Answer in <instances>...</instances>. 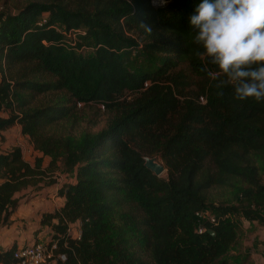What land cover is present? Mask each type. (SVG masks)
I'll list each match as a JSON object with an SVG mask.
<instances>
[{
  "label": "trees",
  "instance_id": "trees-1",
  "mask_svg": "<svg viewBox=\"0 0 264 264\" xmlns=\"http://www.w3.org/2000/svg\"><path fill=\"white\" fill-rule=\"evenodd\" d=\"M199 2L28 0L0 11V131L19 125L41 154L30 164L19 146L0 152V226L14 192L73 175L57 191L63 205L40 220L65 256L53 264H229L239 215L264 225V101L235 100L208 75L225 78L197 55L189 17ZM136 48L145 59L134 66ZM180 63L204 79L196 99L179 96L188 85ZM91 104L109 112L103 128L93 131L94 112L91 128L49 130ZM154 154L163 176L143 165ZM212 186H233L238 201L206 202ZM204 208L219 219L197 233L194 213ZM74 221L78 238L66 233ZM13 248L0 251L1 264L13 262Z\"/></svg>",
  "mask_w": 264,
  "mask_h": 264
},
{
  "label": "clouds",
  "instance_id": "clouds-1",
  "mask_svg": "<svg viewBox=\"0 0 264 264\" xmlns=\"http://www.w3.org/2000/svg\"><path fill=\"white\" fill-rule=\"evenodd\" d=\"M189 24L203 49L197 55L225 77L208 72L216 87L230 85L238 101H264V0H200Z\"/></svg>",
  "mask_w": 264,
  "mask_h": 264
},
{
  "label": "crops",
  "instance_id": "crops-1",
  "mask_svg": "<svg viewBox=\"0 0 264 264\" xmlns=\"http://www.w3.org/2000/svg\"><path fill=\"white\" fill-rule=\"evenodd\" d=\"M18 133L19 125L14 124ZM7 128V129H9ZM0 131V137L7 130ZM21 134V133H20ZM21 136H25L22 135ZM6 141L5 136L0 140V145ZM2 147L0 146V149ZM29 149L32 157L41 156L40 152L34 150L31 143ZM7 151V150H6ZM4 152V151H0ZM28 163L30 160L26 159ZM48 157H42V167L47 164ZM31 164V163H30ZM57 172H54V175ZM73 180V175L71 177ZM1 182V179H0ZM72 182V181H70ZM62 184L38 183L36 187L27 186L13 194L16 199V206L9 215V223L0 226V251L10 247H19L33 240L47 242L52 235L50 226L47 223L41 224L43 214L51 213L59 209L64 203V196L57 193ZM51 223H56V219H51ZM72 237L76 236L79 222L69 223ZM248 228V229H247ZM236 232L234 245L226 253L225 258L229 264H264V227L259 226L256 221H245L239 225Z\"/></svg>",
  "mask_w": 264,
  "mask_h": 264
},
{
  "label": "rangeland",
  "instance_id": "rangeland-1",
  "mask_svg": "<svg viewBox=\"0 0 264 264\" xmlns=\"http://www.w3.org/2000/svg\"><path fill=\"white\" fill-rule=\"evenodd\" d=\"M26 1L28 0H6V1L0 0V11L1 10L11 11L12 10V12L15 13L16 9L14 8L21 7ZM70 38L74 39V36L70 35ZM74 40L76 41V39ZM90 51L91 50L88 47L82 49V52L85 54H89ZM144 59L145 58L141 54L138 53L137 48L130 50V56L128 60L133 61L134 66H137L138 63L140 64L141 62H143ZM175 73H181L182 75L185 76V80L188 81V85L186 86V88L178 89L179 96L180 97L185 96L187 98L196 99L199 96L200 88L204 85L203 84L204 79L193 76L189 72L188 67L185 63H180L176 67ZM131 95L132 94L126 92L124 93L123 96L128 98ZM42 99L43 98L41 96H36L34 99V102L37 103L38 101ZM95 108H98V110H96ZM94 112H96L98 116H97V123L92 129L93 131L99 130L104 127L110 114L109 112L103 110L102 108L98 106H94L92 104L87 105V106L76 105V108L72 112L73 113L72 120L74 121L71 124V126L67 122L61 121L57 123L55 126H53L51 129L49 128V130L50 131L52 130V132L55 134L59 132H65L67 130L73 134H76L78 133L79 130L84 129L85 127L87 129L91 128V126L88 127L87 125V118L91 117L92 116L91 114H93ZM1 115H6V113L3 112L1 113ZM4 136H5L6 141L4 142L3 145H0L2 147L0 151H6L13 146H19L21 149L22 158L24 160L29 159L30 163L32 164L35 158V155L33 158L32 153L29 149L30 142H29L28 137L21 136L20 132L18 133V131L14 127L9 128L4 132V135L0 137L1 141L3 140ZM150 157H153L157 163L162 164V161L157 154L151 155ZM163 175H164V171L159 176H163ZM71 177L72 176L70 173H64L63 171H59L55 175L53 174L51 176V179L53 180V184H57V183L64 184L66 182H70ZM45 180L47 179H44V181H41V182L44 184ZM260 181L264 183V176L262 174H260ZM205 198H206V202L212 203L214 205L220 204V203L232 205V204H236V202L238 201V197H235V191H234L233 186L232 187L212 186L205 191ZM259 226L264 227V225H259ZM236 232H240L239 226Z\"/></svg>",
  "mask_w": 264,
  "mask_h": 264
},
{
  "label": "built area",
  "instance_id": "built-area-1",
  "mask_svg": "<svg viewBox=\"0 0 264 264\" xmlns=\"http://www.w3.org/2000/svg\"><path fill=\"white\" fill-rule=\"evenodd\" d=\"M166 1L167 0H150V5L153 7H160L164 5ZM56 30L59 31L58 29ZM69 35L74 36V34H68V36ZM224 216H228V215H224ZM218 219L219 218L216 217L208 209L204 208L196 211L194 213L195 232L201 233L202 231L205 230L204 228L205 223L216 224ZM238 219L240 221V224L247 221L245 218L241 217L240 215ZM71 229L72 228L68 223L66 228V233L72 237ZM78 237H79V228H77L76 236H74L73 238H78ZM55 250H56V242L51 237L47 242L33 240L27 244H23L19 247L13 248V250L11 251V258L13 262L10 264H47V263L53 264L56 260H60V261L64 260L65 258L64 254L62 252H55Z\"/></svg>",
  "mask_w": 264,
  "mask_h": 264
},
{
  "label": "water",
  "instance_id": "water-1",
  "mask_svg": "<svg viewBox=\"0 0 264 264\" xmlns=\"http://www.w3.org/2000/svg\"><path fill=\"white\" fill-rule=\"evenodd\" d=\"M143 160L144 167L150 172H152L154 175L159 176L164 171V167L162 166V164L157 163L153 157L145 156L143 157Z\"/></svg>",
  "mask_w": 264,
  "mask_h": 264
}]
</instances>
